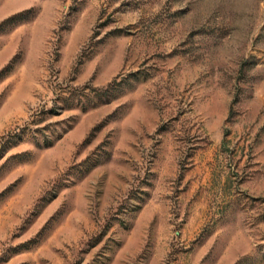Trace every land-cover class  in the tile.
Wrapping results in <instances>:
<instances>
[{
	"label": "rangeland",
	"instance_id": "374dc122",
	"mask_svg": "<svg viewBox=\"0 0 264 264\" xmlns=\"http://www.w3.org/2000/svg\"><path fill=\"white\" fill-rule=\"evenodd\" d=\"M0 264H264V0H0Z\"/></svg>",
	"mask_w": 264,
	"mask_h": 264
}]
</instances>
